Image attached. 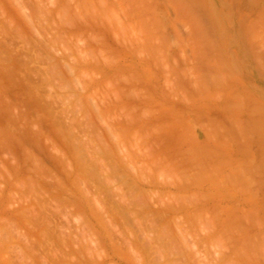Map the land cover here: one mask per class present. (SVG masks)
Segmentation results:
<instances>
[{"label":"rangeland","instance_id":"374dc122","mask_svg":"<svg viewBox=\"0 0 264 264\" xmlns=\"http://www.w3.org/2000/svg\"><path fill=\"white\" fill-rule=\"evenodd\" d=\"M0 264H264V0H0Z\"/></svg>","mask_w":264,"mask_h":264},{"label":"bare ground","instance_id":"6f19581e","mask_svg":"<svg viewBox=\"0 0 264 264\" xmlns=\"http://www.w3.org/2000/svg\"><path fill=\"white\" fill-rule=\"evenodd\" d=\"M19 1H20V0H19ZM29 22H30V21H29ZM26 26H27V25H26ZM26 66H27V65H26ZM26 66H25V67H26ZM24 69H25V68H24ZM27 70H28V69H27ZM39 86H40V85H39ZM34 87H35V86H34ZM32 88H33V87H32ZM37 88H39V87H37ZM34 89H35V88H34ZM35 91H36V89H35ZM32 94H33V93H32ZM34 95H35V92H34ZM40 96H41V95H40ZM35 97H36V96H35ZM37 98H38V97H37ZM40 98H41V97H40ZM38 99H39V98H38ZM36 100H37V99H35V101H36ZM43 104H44V103H43ZM43 104H42V105H43ZM44 107H45V106H44ZM47 107H48V106H47ZM39 108H40V107H39ZM47 109H48V108H47ZM38 110H39V109H38ZM41 110H42V108H41ZM35 111H36V110H35ZM39 111H40V110H39ZM31 112H32V111H31ZM36 112H37V111H36ZM43 112H44V111H43ZM45 113H46V112H45ZM28 114H29V113H28ZM31 114H32V113H31ZM31 117H34V116H31ZM18 118H19V116H18ZM24 118H25V117H24ZM27 119H28V118H27ZM27 119H26V121H27ZM22 120H23V119H22ZM20 121H21V120H20ZM31 121H32V119H31ZM31 121H30V122H31ZM21 122H22V121H21ZM34 122H35V120H34ZM30 124H31V123H30ZM40 124H41V122H40ZM51 125H52V124H51ZM53 126H54V125H53ZM53 126H52V127H53ZM26 129H27V128H26ZM41 130H43V129H41ZM52 130H53V129H52ZM82 131H83V130H82ZM50 132H51V131H50ZM47 133H48V132H47ZM44 137H45V136H44ZM55 143H56V142H55ZM60 143H61V142H60ZM62 143H63V142H62ZM62 143H61V144H62ZM63 144H64V143H63ZM64 145H65V144H64ZM58 146L60 147V145H58ZM71 147H72V146H71ZM73 150H74V149H72V152L70 151L71 154L75 151V150H74V151H73ZM77 151H78V150H77ZM57 152H58V149H57ZM60 152H61V151H60ZM60 152H59V153H60ZM75 152H76V151H75ZM59 153H58V154H59ZM62 153H64V152H62ZM62 153H60V154L62 155ZM65 153H66V151H65ZM65 153H64V155H65L66 158L64 159V157H63V155H62V156H60V158L58 159V162H59V160H61V157H62V160H63V161H68L67 163H70L69 160H67L68 156H66V154L68 155L69 152L66 153V154H65ZM69 154H70V153H69ZM75 154H77V152H76ZM75 154H74V153L72 154V157H74V159H75L76 157L78 158V154L76 155V157H75ZM80 156H81V155H80ZM80 156H79V159H80ZM69 157H70V156H69ZM84 157H85V156H84ZM57 158H58V156H57ZM77 158H76V161L79 160V159H77ZM94 158H95V157H94ZM55 159H56V158H55ZM68 159H69V158H68ZM71 159H72V158H71ZM74 159H73V161H74ZM94 160H96V159H94ZM53 161H54V160H53ZM70 161H71V160H70ZM76 161H75V163H74L75 165L77 164ZM79 161H81V160H79ZM79 161H78V162H79ZM98 161H99V159H98ZM55 162H56V161H55ZM60 163H61V162H60ZM62 164H64V163H62ZM62 164H60V165H62ZM70 164H71V163H70ZM72 164H73V163H72ZM77 165H78V164H77ZM77 165H76V167H77ZM82 165H83V164H82ZM65 166L68 168L69 166H70V167H73L74 165H73V166H71V165H69V166H68V165H65ZM79 166H80V165H79ZM79 166H78L77 168H79ZM83 166H84V165H83ZM61 167H62V166H61ZM63 167H64V165H63ZM63 167H62V169H63ZM66 167H64V169H65ZM70 167L68 168V170H72ZM76 167L74 166V168L77 170ZM101 167H102V166H101ZM56 168H57V167H56ZM82 168H83V167H80L81 170H82ZM84 168H85V167H84ZM60 170H61V168H60ZM63 171H65V170H63ZM66 171H67V170H66ZM66 171H65V173H67V174H66L67 176H68V174H69V177H71V176H70L71 174L73 175V173H71V172H73V171H68L69 173L66 172ZM83 171H84V169H83ZM83 171L80 172V171L77 170L76 175L78 176L77 173H78V172H79V173H82ZM59 172L61 173V171H59ZM61 174H62V173H61ZM74 174H75V173H74ZM64 175H65V174H64ZM80 175H81V174H80ZM88 175H89V174H88ZM54 176H55V175H54ZM81 176H82V175H81ZM79 177H80V176H78V177L75 176V179L77 180ZM82 177H83V176H82ZM80 179H81V178H80ZM83 179H84V178H83ZM61 180H62V179H61ZM66 180H68V179L66 178ZM77 181H78V180H77ZM67 182H68V181H67ZM58 183H60V182H58ZM68 183H69V182H68ZM45 185H47V184H45ZM52 185L54 186V184H52ZM56 185H57V184H55V187H54V188H57L58 185H57V186H56ZM60 185H61V184H60ZM62 185H63V184H62ZM49 186H50V185H49ZM53 186H51V187H53ZM58 187H59V186H58ZM60 187H61V186H60ZM60 187H59V188H60ZM61 189H63V188H61ZM56 190H58V189H56ZM65 190L67 191V189H65ZM61 191H62V190H61ZM62 193H63V192H62ZM59 194H60V193H59ZM156 196H157V195H156ZM34 210H35V209H34ZM25 212H26V211H25ZM33 212H34V211H33ZM36 212H37V211H36ZM36 212H35V213H36ZM39 212H40V211H39ZM30 213H31V212H30ZM23 214H24V213H23ZM32 215H33V214H32ZM35 215H36V214H35ZM42 215H43V214H42ZM38 216H40V215L38 214ZM44 216H45V215H44ZM44 216H43V218H44ZM33 218H34V215H33ZM33 218H32V219H33ZM41 218H42V216H41ZM39 219H40V218H39ZM40 220H41V219H40ZM177 220H178V219H177ZM43 222H44V223H47V222H45V221H43ZM31 223H32V222H31ZM44 223H41V224L39 223V224H40V226H42V224L44 225ZM32 224H34V223H32ZM48 224H49V223H48ZM26 225H27V224H26ZM35 225H36V227H37L38 224H35ZM38 226H39V225H38ZM44 226H46V225H44ZM44 226H43V227H44ZM156 226H157V225H156ZM158 226H159V225H158ZM41 228H42V227H41ZM41 228H40V229H41ZM48 228H49V227H48ZM50 228H51V227H50ZM157 228L159 229V227H157ZM44 229H45V228H44ZM36 230H37V229H36ZM38 230H39V229H38ZM157 231H158V230H157ZM35 232H36V231H35ZM45 232H46V230H45ZM46 233H48V232H46ZM46 233H45V234H46ZM183 233H184V232H183ZM23 234H24V233H23ZM43 235H44V234H43ZM46 235H47V234H46ZM184 235H185V234H184ZM40 236H41V234H40ZM43 237H44V236H42V239H43ZM3 238H5V237H3ZM50 238H51V237H50ZM183 238H184V237H183ZM5 239H6V238H5ZM185 239H186V238H184V240H185ZM43 240H44V239H43ZM8 241H9V240H8ZM35 249H36V248H35ZM15 262H16V261H15Z\"/></svg>","mask_w":264,"mask_h":264}]
</instances>
